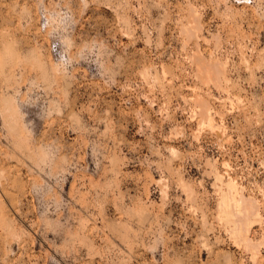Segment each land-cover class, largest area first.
I'll return each instance as SVG.
<instances>
[{
	"label": "rangeland",
	"instance_id": "374dc122",
	"mask_svg": "<svg viewBox=\"0 0 264 264\" xmlns=\"http://www.w3.org/2000/svg\"><path fill=\"white\" fill-rule=\"evenodd\" d=\"M0 264H264V0H0Z\"/></svg>",
	"mask_w": 264,
	"mask_h": 264
},
{
	"label": "bare ground",
	"instance_id": "6f19581e",
	"mask_svg": "<svg viewBox=\"0 0 264 264\" xmlns=\"http://www.w3.org/2000/svg\"><path fill=\"white\" fill-rule=\"evenodd\" d=\"M232 186V185H231ZM230 184H228V189H231V190H228L229 191V194H230V191H232V187H230ZM234 188V187H233ZM235 189V188H234ZM232 192H235V191H232ZM228 194V195H229ZM232 194V193H231ZM229 196H231V198L234 200V199H236L235 197V194L233 195H229ZM228 196V197H229ZM224 198H225V195L223 196ZM231 198H228V199H231ZM240 197L238 196V198H237V200H235L234 202H232L233 204L235 203V205L238 207L237 209H238V215H237V217L239 216V219H238V224H237V226L235 227V228H237V232H238V234H242V233H244L245 231H247V229H249V227L251 226V224L256 220V218H258L257 217V215L255 214V212H254V205H252L251 204V202L249 203V202H247L244 198V200L242 199V198H240ZM227 199V198H226ZM225 200V199H224ZM223 200V201H224ZM233 200H230V201H233ZM225 201H227V200H225ZM229 201V200H228ZM228 203V202H227ZM227 203H224L223 202V204H225L224 206H228L227 205ZM229 204H230V202H229ZM235 206V207H236ZM254 208V209H253ZM225 213V212H224ZM256 213H257V211H256ZM227 215V214H226ZM229 215V214H228ZM258 220V219H257Z\"/></svg>",
	"mask_w": 264,
	"mask_h": 264
}]
</instances>
